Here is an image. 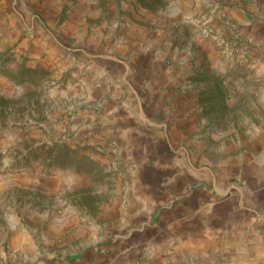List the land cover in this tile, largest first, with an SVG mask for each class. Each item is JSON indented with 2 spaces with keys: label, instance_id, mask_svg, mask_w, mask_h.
<instances>
[{
  "label": "rangeland",
  "instance_id": "374dc122",
  "mask_svg": "<svg viewBox=\"0 0 264 264\" xmlns=\"http://www.w3.org/2000/svg\"><path fill=\"white\" fill-rule=\"evenodd\" d=\"M257 32L264 0H0L7 212L45 189L71 210L66 238L100 222L102 251L128 190L159 185L156 218L193 197L202 210L204 244L178 264H264ZM235 35L251 39L244 57L226 46ZM23 67L33 84L11 79Z\"/></svg>",
  "mask_w": 264,
  "mask_h": 264
},
{
  "label": "crops",
  "instance_id": "0c3cea01",
  "mask_svg": "<svg viewBox=\"0 0 264 264\" xmlns=\"http://www.w3.org/2000/svg\"><path fill=\"white\" fill-rule=\"evenodd\" d=\"M254 35L264 42L263 32ZM142 176L146 174L135 175L136 179ZM5 190L8 187H0V264H178L179 257L194 260L191 250L204 244L192 236L202 217L196 197L191 203L171 204L156 218L161 197L169 195L159 185L128 190V203L122 209H112L116 220L107 226L109 236L106 234L102 251L93 249L101 242L100 222L94 221L89 230L81 226L66 238L71 210L49 204L47 190H37L41 199H24V215L19 216L7 212ZM8 200L15 206L13 199ZM154 218L156 223L151 224Z\"/></svg>",
  "mask_w": 264,
  "mask_h": 264
},
{
  "label": "built area",
  "instance_id": "2783aa9c",
  "mask_svg": "<svg viewBox=\"0 0 264 264\" xmlns=\"http://www.w3.org/2000/svg\"><path fill=\"white\" fill-rule=\"evenodd\" d=\"M230 43H232L230 45ZM251 43V39L250 38H245L243 39V37H240L239 35H235L233 36V40H229L226 44L227 47H229L232 51H236L237 53H239V55H241L242 57H244V55L246 54V47ZM241 48V49H239ZM239 49V51H238ZM232 53V52H230Z\"/></svg>",
  "mask_w": 264,
  "mask_h": 264
},
{
  "label": "trees",
  "instance_id": "16d2710c",
  "mask_svg": "<svg viewBox=\"0 0 264 264\" xmlns=\"http://www.w3.org/2000/svg\"><path fill=\"white\" fill-rule=\"evenodd\" d=\"M37 72V69L35 70H26L23 68L19 69L16 73H14L13 77L11 78L13 81L18 80L19 82H28L30 84H33V76ZM59 158L56 157V159Z\"/></svg>",
  "mask_w": 264,
  "mask_h": 264
}]
</instances>
